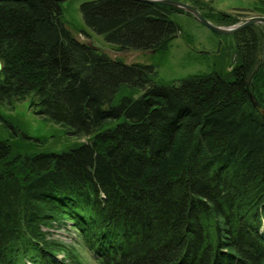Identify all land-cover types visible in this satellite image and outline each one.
I'll use <instances>...</instances> for the list:
<instances>
[{
	"label": "trees",
	"instance_id": "16d2710c",
	"mask_svg": "<svg viewBox=\"0 0 264 264\" xmlns=\"http://www.w3.org/2000/svg\"><path fill=\"white\" fill-rule=\"evenodd\" d=\"M63 1L0 0V105L33 97L36 114L90 139L37 155L0 141V264H80L45 231L68 222L98 264H264V25L234 34L230 70L162 84L80 40ZM189 3L216 25L243 22ZM81 11L124 52L166 51L171 16L191 15L132 0ZM123 88L143 94L115 103Z\"/></svg>",
	"mask_w": 264,
	"mask_h": 264
},
{
	"label": "rangeland",
	"instance_id": "374dc122",
	"mask_svg": "<svg viewBox=\"0 0 264 264\" xmlns=\"http://www.w3.org/2000/svg\"><path fill=\"white\" fill-rule=\"evenodd\" d=\"M93 0H64L61 3L63 20L73 33L85 43L96 47L100 52L119 59L126 64H146L153 66L157 72L156 83L171 84L192 75L209 74L214 71L230 70L233 52L236 48L234 35H218L204 26L196 17L188 14L174 13L171 19L180 27L178 37L174 38L166 51L132 50L120 51L115 44L105 40L103 35L91 29L84 21L81 5ZM189 3V0H178ZM212 4L218 12L228 14L242 13L240 19L262 16L255 10L258 0H199ZM243 23V22H242ZM241 24V23H239ZM238 24V25H239ZM226 27V26H224ZM231 27V26H228ZM143 91H132L123 88L115 98L118 103L123 96L135 95L139 97ZM33 97L15 103L14 107L0 105V141H10L16 150L23 155H37L43 153H61L73 146L88 142L85 136L72 134L68 126L58 124L48 117L35 113L31 107ZM257 101V100H256ZM7 122L18 126L21 132L16 133ZM116 123L111 124V126ZM264 227V224H263ZM264 231V229H262ZM48 238L67 246L69 251L79 257L80 264H98L92 252L87 250L81 242L80 235L73 224L61 223L53 229H45ZM63 255L56 256L59 261ZM26 264H31L27 261Z\"/></svg>",
	"mask_w": 264,
	"mask_h": 264
},
{
	"label": "water",
	"instance_id": "95a60500",
	"mask_svg": "<svg viewBox=\"0 0 264 264\" xmlns=\"http://www.w3.org/2000/svg\"><path fill=\"white\" fill-rule=\"evenodd\" d=\"M132 1H139V2H145L150 4H157V5H164L169 6L172 8H177L179 10H183L185 12H188L192 14L194 17H196L204 26H206L208 29H210L212 32L218 34V35H234L237 32L250 27L252 25L257 24H263L264 25V16H255L247 19L245 22L234 25L231 27H224L219 26L211 21H209L196 7L189 3H183L176 0H132ZM2 69V63L0 61V70ZM248 92L251 102L255 107H258L259 103L256 101L255 97L253 96L252 92L250 91L249 84H248Z\"/></svg>",
	"mask_w": 264,
	"mask_h": 264
}]
</instances>
